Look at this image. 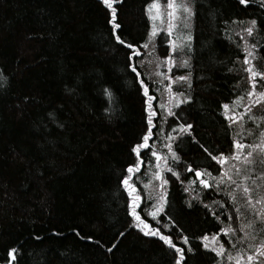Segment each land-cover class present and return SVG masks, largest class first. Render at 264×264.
<instances>
[{
	"label": "trees",
	"instance_id": "1",
	"mask_svg": "<svg viewBox=\"0 0 264 264\" xmlns=\"http://www.w3.org/2000/svg\"><path fill=\"white\" fill-rule=\"evenodd\" d=\"M152 2L117 4L121 29L113 34L109 11L100 0H0V264H9L12 248L18 250L12 264H174L172 249L134 226L131 198L121 183L136 159L131 149L146 128L141 88L127 65V49L115 35L139 47L150 42L154 24L158 35L133 61L158 98L154 107L169 104L170 81L160 83L162 77L155 75L167 71L156 67L167 55H175L177 63L189 60L190 68H173L170 75L191 73L186 94L192 100L172 109L176 117L168 116L165 107L154 118L150 149L141 151L143 163L132 182L142 197L141 208L153 211L161 195L166 203L155 219L137 211L185 249V264H235L228 256L235 257L241 247L245 256L252 254L246 245L231 246L243 235L241 224L254 220L243 209L242 218L235 213L228 192L234 191L242 205L241 191L214 180L222 171L239 179L233 165L242 171L245 165L229 160L221 169L208 153L231 156L234 139L259 143L264 130V121L245 116V134L237 136L239 124L230 126L223 109L229 104L240 114L249 103L251 81L243 70L242 37L257 45L254 63L264 72V24L253 37L242 31L251 19L264 21V0L246 5L239 0H193L191 48L180 54L171 52L168 39L176 35L174 30L167 36L166 18L164 23L149 19ZM157 2L163 13L167 0ZM179 31L187 35L189 29L181 24ZM105 88L113 93L111 101L102 94ZM186 89L173 85V91ZM238 97L244 98L239 107L234 103ZM252 115L264 116V105L254 107ZM180 124H191V134L180 133ZM152 151L163 159L151 156ZM173 152L178 160H173ZM254 158V174L264 173L262 157ZM205 170L211 176L196 177L195 171ZM157 172L161 179L155 177ZM200 179L211 187L204 188ZM163 180L168 183L161 187ZM228 226L237 231L225 235L221 228ZM262 228L257 221L254 230L249 229L257 236L253 243L264 239ZM205 235L207 240L202 239ZM213 235L218 236L215 242ZM205 243L209 248L223 244L225 254L217 256L203 247ZM113 244L116 247L107 252ZM189 245L194 255L187 252Z\"/></svg>",
	"mask_w": 264,
	"mask_h": 264
},
{
	"label": "snow or ice",
	"instance_id": "2",
	"mask_svg": "<svg viewBox=\"0 0 264 264\" xmlns=\"http://www.w3.org/2000/svg\"><path fill=\"white\" fill-rule=\"evenodd\" d=\"M101 4L109 11V19L108 23L111 26L113 34H115L116 30L121 29V24L119 23L118 18V10L116 5L121 3L122 0H100ZM240 4L246 5L249 3V0H239ZM194 5L193 0H167L166 8L164 12H161V5L157 2V0H153L151 4L148 5L149 19L152 21H161V23L165 22V18L167 21V36L172 37L174 35L175 30V39H168V44L171 47V52L173 54L183 53L187 48L190 50L191 41L193 39L190 32V21L192 17L195 15L194 13ZM153 10H155V14H153ZM173 21H178V23H174ZM184 29H189L187 35L180 34V25ZM260 24H264V21L258 22L257 19H251L247 22L246 27L242 29L244 33L248 37H253L255 34H258V29ZM159 29L156 25H153L151 34H150V42L152 37H156L158 35ZM115 39L119 44L123 45L127 49V65L131 69V72L135 74L136 79L141 88V94L144 98V112H145V128L146 131L140 138V142L136 143L131 151L135 155V161L130 163L126 168V175L123 176L121 183L123 187L127 190L129 197L131 198L129 207L131 209L130 215L134 218L135 227L138 228L145 236L150 237H158L160 241L163 242L168 248L173 250L174 253V264H185L186 256L185 249L182 247H178L176 243L173 242L172 237L170 235H164L160 231L159 228H153L145 220L142 218L140 212H146L147 215L151 216L155 219L161 212L164 211V200L163 195L158 197L161 201L160 203L154 206V210L148 212L147 208H141L142 197L138 193L135 184L132 182L133 177L136 173L140 172L141 165L143 160H141V151L150 149L149 141L153 137V128L156 127L154 124V118L158 115V110H163L165 107L168 108L167 115L176 117V112H174L173 108H179L181 104H187L192 100L191 95H187L186 92L191 89V73L189 72L186 75L182 76H173L170 73L173 72V68H190V62L187 59H182L177 63L175 55H167L163 60L156 65L157 68L163 66L167 68L166 72L156 71L155 75L162 77L159 81L163 83L164 81H170L166 85V90L168 93V105L164 103H158L156 107H154V102L158 100L157 96L152 93V89L150 88L149 83H145V79L141 78V71H138L137 63L133 61L139 57H141L142 53L140 48L148 49L150 47V42H146L141 46L134 45L133 43H125V41L119 36L115 35ZM244 39L243 51L245 53L243 65L244 71L248 74L249 80L251 81V90L247 92V98L249 103L243 104L244 111L240 114H237L235 110L230 108L229 104H224L223 109L225 110L224 116L225 119L230 121V126L232 124H239L240 131L236 133L237 136H244V118L247 116L249 120L255 122L257 119L264 121V116L257 118L252 115V109L258 105H264V90L257 91V87L259 86L261 89H264V72L259 71L255 66V61L257 60L256 50L257 45L252 43L250 44L247 39ZM140 67H143V61L140 62ZM147 79L151 81V74H145ZM173 85L183 86L187 85V89L185 91H173ZM102 94L108 98L109 101L113 98V93L111 90L105 88L102 90ZM243 97H238L237 101L234 103L239 107L240 101H242ZM105 111H109V109H105ZM52 115V114H50ZM62 127V125H60ZM180 133H188L191 134L192 125L191 124H180L178 125ZM175 132L176 129H173ZM248 136L252 135L251 131L247 132ZM168 139H173L172 136H169ZM171 150V145H166ZM234 151L231 156H224L223 153L213 156L211 153L208 155L212 160L216 161L218 165L223 169L224 165L229 160L239 161L245 165L244 170L233 165L234 174L239 179H234L233 174H230V171H222V174L219 178H214L215 183L217 185L227 183L230 186H234L235 189H239L241 191V196L244 200V203L241 205L237 200V196L234 191H229L228 195L230 196L233 205H235V213L239 218L244 216V211L250 212L254 220L250 221L247 224H241L239 231L243 234L240 238L237 239L235 244L231 246L233 248H237V244L243 246L246 245L248 249L252 250V254L244 255V248L241 247L237 249V254L235 257L229 255V261H235V264H264V239L260 240L258 243H253L256 241L257 236L254 234V231H249V229L254 230V225L258 221L262 225H264V194H262V190H264V173L254 174L253 165L255 163V156L259 155L262 157L261 163H264V130L259 132V143H245L242 140L234 139L233 140ZM205 152L208 150L205 148ZM151 156L157 158V160L163 159L156 151L151 152ZM173 160H178L179 157L173 152L172 153ZM156 168L159 169V163L156 164ZM188 171H193L191 167L187 169ZM167 171L172 172V168H168ZM179 178L178 173H173ZM196 177H202L203 175L211 176V173H208L206 170L204 172L195 171ZM157 179H161V175L159 172L155 174ZM200 184L204 188L211 187L210 183L206 179H200ZM167 180H163L160 185L163 187L164 184H167ZM192 183H195L193 181ZM145 188L148 185H144ZM189 189H185L188 191ZM255 196V199L253 197ZM215 203V202H214ZM207 207V206H206ZM140 209V212L137 211ZM242 209L244 211H242ZM213 215L216 216V219L219 220L220 216L216 215L213 212ZM232 216L229 214L227 219H231ZM75 231V230H74ZM237 229L228 226L226 228H221V232L225 235L229 233H235ZM264 232V228L261 230ZM59 234V233H57ZM79 235V232H76ZM123 235V233H120ZM36 239H40V237H36ZM87 239L91 240L92 237H87ZM183 243L185 245L189 244L187 236H184ZM203 240H207L208 236L205 235L202 237ZM213 241L215 242L218 239L217 235H213ZM98 243V242H97ZM116 247V244H113L111 247L106 249L107 252L111 253L113 249ZM205 249H208L212 252H215L217 256H223L225 254V248L223 244L214 245L209 248L207 243L203 244ZM18 250L16 248H12L8 252L9 256V264L16 261ZM188 253L195 254L191 246L189 245L187 249Z\"/></svg>",
	"mask_w": 264,
	"mask_h": 264
}]
</instances>
